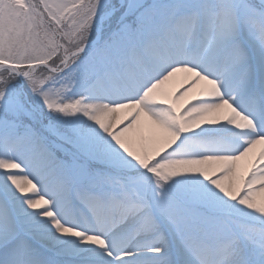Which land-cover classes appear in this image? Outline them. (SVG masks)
I'll return each mask as SVG.
<instances>
[{
  "label": "snow or ice",
  "instance_id": "6c2138e0",
  "mask_svg": "<svg viewBox=\"0 0 264 264\" xmlns=\"http://www.w3.org/2000/svg\"><path fill=\"white\" fill-rule=\"evenodd\" d=\"M0 264H264V0H0Z\"/></svg>",
  "mask_w": 264,
  "mask_h": 264
},
{
  "label": "rangeland",
  "instance_id": "374dc122",
  "mask_svg": "<svg viewBox=\"0 0 264 264\" xmlns=\"http://www.w3.org/2000/svg\"><path fill=\"white\" fill-rule=\"evenodd\" d=\"M179 104H183V101H179ZM261 149V146H257V148L255 149V151L258 153Z\"/></svg>",
  "mask_w": 264,
  "mask_h": 264
}]
</instances>
